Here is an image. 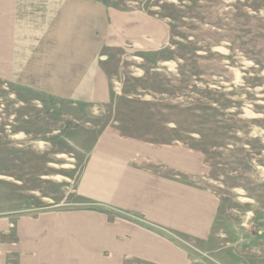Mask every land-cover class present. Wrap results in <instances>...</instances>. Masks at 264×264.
<instances>
[{
	"label": "rangeland",
	"instance_id": "rangeland-1",
	"mask_svg": "<svg viewBox=\"0 0 264 264\" xmlns=\"http://www.w3.org/2000/svg\"><path fill=\"white\" fill-rule=\"evenodd\" d=\"M167 22L157 49L107 47L110 100L73 105L0 75V215L71 195L108 127L179 140L220 197L215 242L191 264H264V0H102ZM132 131V130H131Z\"/></svg>",
	"mask_w": 264,
	"mask_h": 264
},
{
	"label": "crops",
	"instance_id": "crops-1",
	"mask_svg": "<svg viewBox=\"0 0 264 264\" xmlns=\"http://www.w3.org/2000/svg\"><path fill=\"white\" fill-rule=\"evenodd\" d=\"M168 38L166 21L102 0H0L2 79L73 105L110 100L107 47ZM161 136L99 132L64 204L0 215V264H191L189 249L215 242L221 200L204 155Z\"/></svg>",
	"mask_w": 264,
	"mask_h": 264
}]
</instances>
